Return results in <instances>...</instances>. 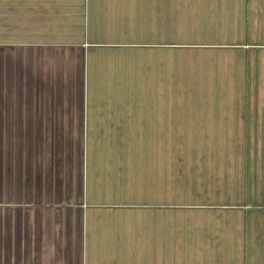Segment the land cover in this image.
<instances>
[{"label":"crops","instance_id":"obj_1","mask_svg":"<svg viewBox=\"0 0 264 264\" xmlns=\"http://www.w3.org/2000/svg\"><path fill=\"white\" fill-rule=\"evenodd\" d=\"M262 51L264 0H0V264H264V96L204 90L256 87ZM198 222L240 255H176Z\"/></svg>","mask_w":264,"mask_h":264},{"label":"rangeland","instance_id":"obj_2","mask_svg":"<svg viewBox=\"0 0 264 264\" xmlns=\"http://www.w3.org/2000/svg\"><path fill=\"white\" fill-rule=\"evenodd\" d=\"M254 59H259L260 63L258 64V68L260 71L258 72V75L260 77L259 82H257L256 87H248L247 89H241V88H228L226 93H220L216 92V88H206L204 89L206 91V94L208 95H233L235 94H241L239 92L240 90L244 91V94L247 95H262L264 96V51L260 53L259 56H255ZM250 73V72H249ZM255 78H257V73L255 72ZM195 89L189 90L186 94L189 96H195L196 97L201 95L200 92H192ZM199 90V89H198ZM224 90V89H223ZM225 91V90H224ZM180 94V93H177ZM205 139L201 138H194V137H178V136H168L165 137V143H183V144H189V143H204L213 145L215 143H234V139L232 137L225 138V137H204ZM182 141V142H181ZM235 142H240L236 139ZM249 142H254L255 144H262L264 146V136L261 137H254V141L252 139L249 140ZM191 155V157H190ZM189 159L187 158L184 161H181V168H190L192 158L196 156L195 154H189ZM197 161L200 162L203 160L206 164H211L217 162L216 158H207V157H201L200 153H197ZM202 158V159H201ZM219 161V160H218ZM264 171V169H263ZM264 176H262L263 179ZM179 184H180V192L182 194L188 193V192H198V193H207L206 187L207 184H204L203 182L199 184H196L188 179V175L181 176L179 178ZM231 187V186H230ZM210 188H215V185L210 184ZM250 192L255 195H257L258 199L252 204L249 201H245V205L243 206L245 209L244 213V224H245V234H244V255H264V184L260 185H252V189H249ZM248 190V191H249ZM227 189H224V192H226ZM253 194V195H254ZM229 202H235L240 203L242 201H236V200H229ZM190 226L189 229H186L184 226ZM222 230V233H219L221 238L214 244L211 243V241H215L216 238L212 237L215 235V232L212 231V229L206 227L203 223H195V224H187L182 223L181 224V239H180V247L176 255L181 256H230V255H240V247L237 250H233L231 242H236L235 239L232 236L231 230H228L227 233H225V229L223 226L220 228ZM227 235V238H226ZM185 241H188L189 244H185ZM240 241V240H239ZM172 252H168L167 254H171Z\"/></svg>","mask_w":264,"mask_h":264}]
</instances>
